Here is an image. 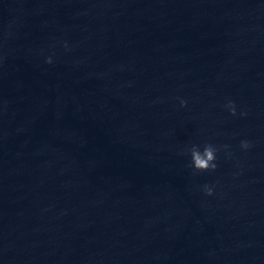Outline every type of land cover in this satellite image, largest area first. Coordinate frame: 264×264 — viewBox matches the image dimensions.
<instances>
[{"label": "water", "instance_id": "95a60500", "mask_svg": "<svg viewBox=\"0 0 264 264\" xmlns=\"http://www.w3.org/2000/svg\"><path fill=\"white\" fill-rule=\"evenodd\" d=\"M0 264H264V0H0Z\"/></svg>", "mask_w": 264, "mask_h": 264}, {"label": "clouds", "instance_id": "9594fccd", "mask_svg": "<svg viewBox=\"0 0 264 264\" xmlns=\"http://www.w3.org/2000/svg\"><path fill=\"white\" fill-rule=\"evenodd\" d=\"M65 47H67V44H65ZM47 62L51 63V57L47 58ZM181 106H186V101L181 99L180 101ZM230 111L232 115H236V107H235V102L232 100H229L227 104L225 105ZM241 116H246V112H241ZM241 148L243 149H248L251 147V142L247 140L241 141L240 144ZM227 147V145H225ZM218 148L214 146L211 143L205 144L203 147V150L201 151L199 146L193 145L190 149V155H191V164L190 166L194 168L196 172H205V171H215L217 168V152ZM204 191L207 195H212L213 194V188L205 185L204 186Z\"/></svg>", "mask_w": 264, "mask_h": 264}]
</instances>
